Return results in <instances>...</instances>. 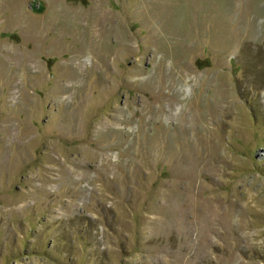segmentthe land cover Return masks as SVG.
<instances>
[{
	"label": "rangeland",
	"instance_id": "1",
	"mask_svg": "<svg viewBox=\"0 0 264 264\" xmlns=\"http://www.w3.org/2000/svg\"><path fill=\"white\" fill-rule=\"evenodd\" d=\"M0 264H264V0H0Z\"/></svg>",
	"mask_w": 264,
	"mask_h": 264
}]
</instances>
